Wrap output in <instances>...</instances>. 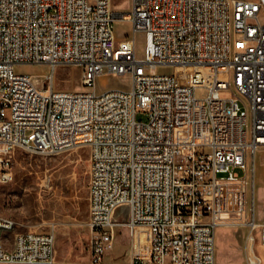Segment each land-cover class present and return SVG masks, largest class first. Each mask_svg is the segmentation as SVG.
<instances>
[{
	"label": "built area",
	"instance_id": "1",
	"mask_svg": "<svg viewBox=\"0 0 264 264\" xmlns=\"http://www.w3.org/2000/svg\"><path fill=\"white\" fill-rule=\"evenodd\" d=\"M32 63L79 65L86 89L38 87L15 71ZM105 73L129 88L96 91ZM262 146L264 0H0V185L16 149L86 147L89 264H215L218 227L243 229L244 264H261ZM17 227L0 216V264H54V232ZM121 227L125 258L110 260Z\"/></svg>",
	"mask_w": 264,
	"mask_h": 264
},
{
	"label": "rangeland",
	"instance_id": "2",
	"mask_svg": "<svg viewBox=\"0 0 264 264\" xmlns=\"http://www.w3.org/2000/svg\"><path fill=\"white\" fill-rule=\"evenodd\" d=\"M130 2L111 0V7L115 12L128 11ZM129 30L128 22L116 21L114 31L118 40L126 38ZM137 42L140 52V35ZM15 71L30 74L38 87L47 88L51 81L58 90L86 89L79 65L60 64L51 69L45 63L21 64L15 66ZM157 72L170 73L171 68L159 67ZM95 88L98 92L111 88L127 89L129 76L100 74L95 79ZM48 92L49 89L45 91ZM221 95L229 96L230 92H222ZM137 118L146 119L143 115H137ZM13 156L14 178L0 185V216L15 219L18 231H53L54 264H89L87 148L65 149L54 155L16 149ZM251 188L257 219L264 221V146L254 157ZM215 233V264H244V230L218 227ZM127 245V232L121 227L108 259L123 261ZM256 251L262 258L261 264H264V246L257 243Z\"/></svg>",
	"mask_w": 264,
	"mask_h": 264
},
{
	"label": "bare ground",
	"instance_id": "3",
	"mask_svg": "<svg viewBox=\"0 0 264 264\" xmlns=\"http://www.w3.org/2000/svg\"><path fill=\"white\" fill-rule=\"evenodd\" d=\"M31 79H32V81H33V77L31 76ZM34 82V81H33Z\"/></svg>",
	"mask_w": 264,
	"mask_h": 264
}]
</instances>
